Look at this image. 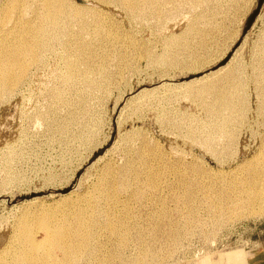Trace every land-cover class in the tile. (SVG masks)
<instances>
[{
  "label": "rangeland",
  "instance_id": "374dc122",
  "mask_svg": "<svg viewBox=\"0 0 264 264\" xmlns=\"http://www.w3.org/2000/svg\"><path fill=\"white\" fill-rule=\"evenodd\" d=\"M66 1L0 94V264H260L264 0ZM6 2L0 46L43 22Z\"/></svg>",
  "mask_w": 264,
  "mask_h": 264
},
{
  "label": "bare ground",
  "instance_id": "6f19581e",
  "mask_svg": "<svg viewBox=\"0 0 264 264\" xmlns=\"http://www.w3.org/2000/svg\"><path fill=\"white\" fill-rule=\"evenodd\" d=\"M123 1L126 5H128L134 10L141 9V7L139 6L140 0H123ZM142 1L146 4L147 3L153 5L156 4V0H142ZM17 2L18 0H7L6 2L7 6L4 5L1 8L2 12L4 14H7L9 10L11 11V9L15 7V4ZM43 2H45V5L43 6L44 11L42 14L43 22L40 24H36L33 23L34 21L33 22H30L28 20L24 21V19L18 20V22H16L17 24L16 30L20 29L24 33L18 34L14 32L15 34L14 39H11V41L0 46V94L7 93L12 88H14V86L20 80H22L28 68L38 61L39 54L45 48L46 41L56 33L59 24L56 20H58L60 16H67V18H69L75 14H78L79 11L80 13L81 12L83 13V10H80L82 9L80 8V6L78 7L74 5L73 8L72 6H70L71 3L69 4V1L67 2L66 0H60V2H58L59 5H57L56 0H43ZM69 34H71V32ZM48 230H47V234H48ZM63 238H64L63 230H60L55 235V239H54L55 246L64 252L66 262L69 263L71 261V263H75L77 257H80L79 253L83 252L84 250V248L82 249L83 245H80L78 243L76 244L72 243L70 245L66 244L65 243L66 240L63 241ZM48 241H46V245ZM80 241L82 240H79V242ZM75 242L78 241L76 240ZM29 245H31V249H32L31 252H33V254H35V252L38 249L42 248V246H45L42 243H38L35 241L30 242ZM44 248H46V246ZM27 257H29L27 259L29 260L28 262L32 264H50L49 263L50 261L47 262V260L51 258L49 254L46 255V258H38V256H32V255H28Z\"/></svg>",
  "mask_w": 264,
  "mask_h": 264
},
{
  "label": "crops",
  "instance_id": "0c3cea01",
  "mask_svg": "<svg viewBox=\"0 0 264 264\" xmlns=\"http://www.w3.org/2000/svg\"><path fill=\"white\" fill-rule=\"evenodd\" d=\"M260 258H261L260 264H264V251L261 252ZM254 264H256V263H254Z\"/></svg>",
  "mask_w": 264,
  "mask_h": 264
},
{
  "label": "water",
  "instance_id": "95a60500",
  "mask_svg": "<svg viewBox=\"0 0 264 264\" xmlns=\"http://www.w3.org/2000/svg\"><path fill=\"white\" fill-rule=\"evenodd\" d=\"M77 1L80 2V0H77ZM256 15H257V13H256ZM256 15H254V16L250 19V23L248 24V27L251 26V24H252V22H253V20H254V18H255Z\"/></svg>",
  "mask_w": 264,
  "mask_h": 264
}]
</instances>
